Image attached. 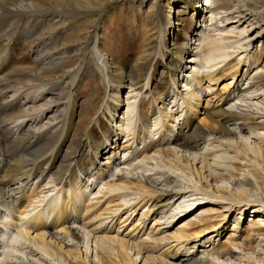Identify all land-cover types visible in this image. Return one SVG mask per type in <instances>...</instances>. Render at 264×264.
Wrapping results in <instances>:
<instances>
[{
	"label": "bare ground",
	"instance_id": "obj_1",
	"mask_svg": "<svg viewBox=\"0 0 264 264\" xmlns=\"http://www.w3.org/2000/svg\"><path fill=\"white\" fill-rule=\"evenodd\" d=\"M107 1L114 0H50V2L46 0H0V225L12 227L17 233L19 232L21 240L24 239V244H30L31 249L34 248L33 251L38 250V253H44L57 261L58 264H136V262H130L127 252H132V256H135L136 259L140 257L141 261L144 260L143 264H147L146 257L148 255L144 258L146 252L144 246L129 245L126 240L119 239L117 235L114 236L115 238L107 236L98 238V241L94 242L97 262L94 263L90 260L87 247L89 248L90 242L95 237L90 238L92 232L88 230V226L85 227V224L79 225L78 229L73 224L70 226V223L74 218H80L82 214L80 205L84 204L85 192L88 191V188L91 189L93 184L89 195L93 194L94 188L105 187V192H101L104 197L117 192L116 198L121 202L123 199L120 198H123L122 194L124 193H127L128 196H138L141 200L137 205L142 203L140 209L146 208V213H142L145 217L149 213L162 214L160 212L164 208H168L164 213L175 212L172 219L177 221L195 207L205 205L200 208L203 210H197L204 215L197 216L194 220L186 223L187 218L179 221H184V224L182 223L183 228L171 233V238L174 241L196 240L204 233L218 232V224L214 222V216H211L212 211L215 210L210 207L214 203L216 204L217 200L230 202L227 212L235 210L244 214L247 210V212L252 211L251 224L244 228L243 234L245 233L250 239L264 238V204L257 201L254 184L248 177L236 178L233 175L234 185L240 191L234 194L232 200L221 199L200 189L194 190V192L187 191L188 186L182 183L177 190L169 189L170 178H166V173L162 171L155 170L154 172V168L148 162L152 157H161L163 151L153 150L154 147L148 146L149 143L145 145L146 151L141 153L135 151L134 155L152 152L151 155L156 156H152L150 159L144 157L143 161L145 162L140 161V164L138 161L134 166L125 169L121 168L123 163H120L121 156L128 158L127 154L132 146H138L141 141L145 143L146 136H155L154 131L157 132L156 128L162 120L159 117H154V122L151 123V117L165 111L166 115L169 114L172 124L169 126V130L168 127L167 130L166 128L164 130L167 131L168 137L166 143L174 144L178 148L177 153L165 152L163 155L165 159L171 161L176 156L174 158L178 163L189 166L188 163L191 164L196 160L197 155L195 154L199 146L205 147L207 142L215 140L220 143L226 142L229 145L239 139L242 144L244 143L239 159L252 164L251 166L246 164L244 168L251 178L258 181L259 175L255 170L260 168L259 170L264 174V141L259 139L261 143L258 146L255 144L252 148H247L245 145L250 147L246 143H249L251 136L264 133V102L262 104L258 102L261 97H264V65L251 69L254 62L250 63L244 60L248 64L247 68L238 82L236 81L232 86L233 89L229 88L230 90L228 89L229 91L226 92V85L222 86L220 90H214L211 86L219 81V77L216 78V76L219 74L217 71L220 67L213 68L231 57L232 52L229 50L241 49L242 47L235 46H238V42L242 40L232 41L234 39L232 35H235L232 29H224L225 38L212 39L206 45L204 44L206 40L203 38L206 29L215 24L225 27L238 25L239 28L246 25L244 29L251 31L249 37H246L250 38V42L243 47L247 49L254 42H260L264 37V0H204V5L208 10L205 16L201 18L197 15L195 18V11L190 17V20H196V24L204 28L199 33L200 37L197 40L195 38L198 34L188 33L184 19H180V15L182 16L181 13H183L181 9H176L174 14L172 7H168L171 6L170 2L167 1L168 14L173 13L174 18L178 21L176 25L180 23L182 35L184 34L186 39L183 43L174 44L178 57L185 60V54H193V51L202 44L201 51L194 52L192 60L185 62L183 66L185 71H179L178 74H181L182 80L180 81L176 74L171 76L170 83L173 88L167 89L169 93L165 92V89L162 91V87H158L156 81L150 78L151 61L155 56H158V51L154 50L153 53L148 51L151 40L148 36L143 40L144 45L136 53L134 60L128 62L119 59L121 57L119 48L115 49L112 40L107 36L100 35L97 31L92 35L88 29L75 27L78 20L85 17L88 12L103 7ZM159 1L162 0L140 1L147 6L145 13L149 18L154 13L152 9H154L155 2ZM193 1L195 5L198 4V0ZM207 14H209L208 19L205 18ZM207 22L210 25H207ZM239 35L241 36V34ZM196 41H198V46L194 48L192 46ZM16 43L15 49L18 54H16L15 60L20 64L15 65V63L12 64V59L6 55ZM26 49L32 55V62H23L26 57L24 54ZM187 69H192V71L189 76L185 77L183 73ZM252 71H259V73L256 72L257 74L254 73L252 78L247 79L248 75L246 76V74ZM67 75L70 78H62ZM234 76L233 74L232 80ZM55 77H59V79L56 81L53 79ZM189 77L198 86V90L196 94L191 95L187 92L186 96L182 97V90H179L178 93L174 88L179 83L177 89H180L183 79L187 83ZM142 79L146 80L143 86ZM243 81H247L248 85L241 89L239 84ZM149 83L151 89H149ZM186 85L184 84L183 87ZM145 87V93L150 96L152 101L149 102L148 107L144 102L140 105L139 118L144 131L133 132L129 135V132L122 130L123 125L116 126L115 124L121 129L117 134V129L112 124L118 119V107L122 108L123 104H119L122 102L123 91L130 90L125 98L127 106L125 114L129 115L132 104L130 100L133 99L129 93L135 94L136 92L138 94ZM74 88L76 91L73 92ZM206 92L211 95L212 99H216L217 103L210 107L209 103L212 101L207 99L206 106L201 112L202 118L195 123L193 119L201 105V97ZM171 93L176 96L181 95L178 100V102L181 100L180 106L185 105L188 108L181 123L178 122L181 117L176 118L174 115H170V111L179 104L178 102L174 104L175 98L174 101L169 102L173 97ZM192 96L196 103L194 106L190 102ZM168 98V103H166ZM233 101L237 102L239 106L232 105L233 108L229 110L222 108V104L225 105ZM157 102L160 104L159 107ZM59 104L60 108L62 106L60 110ZM169 104L174 106L170 107ZM239 108H247L249 112L246 113ZM253 112H260V117L256 118ZM102 117L106 121L105 124L101 120ZM229 124L238 127L236 130L230 131ZM96 128L99 129L101 135L95 133ZM173 132H176L175 136H170L169 133ZM125 133H129L128 136ZM120 135L122 139L125 136L126 139L130 138L123 141L121 145L119 143L115 151L111 150V154L108 152L107 155H111L110 159H113L111 164L109 158L106 163H103L104 159L100 158V154L106 150L107 144L112 138H117L114 141L116 144ZM116 160L119 162H114ZM235 169L241 170L239 165ZM192 170L198 175L195 167ZM106 177L109 181L102 184V187L99 186ZM94 178L100 182L91 183L90 180ZM224 179L228 178L223 175L221 178L219 177V181H224ZM212 180L215 183L218 182L215 177ZM44 181L45 183L42 185L41 183ZM84 181L88 184L87 186L82 185ZM159 181L161 182L158 183ZM39 183L41 187L38 189ZM161 183H163V188ZM83 187L84 191L81 190ZM77 189L81 191L76 192ZM45 190L47 193L61 190L65 193L61 200L53 199L54 195L52 196L53 200L46 202L40 197L42 193H45L43 192ZM98 194L100 191L93 195ZM216 194H224L223 188H217ZM39 197L43 199L42 201L39 199V203L46 202L45 206L43 204L44 207L40 210H37L38 206H34L32 211L36 212L27 217L26 213ZM87 199L90 200L89 197ZM127 202L129 203V201ZM91 205L93 207L95 204ZM10 210L18 212V220L14 213H10ZM104 211L106 210L101 212ZM87 212L86 208L83 221L97 218L89 219V216H86ZM74 213L76 216L72 217ZM9 215L12 220H8ZM22 221L25 225L24 229L18 227L17 224ZM233 223L237 224L236 227L240 224L237 218H234ZM94 228H98V225ZM136 230L135 228L133 231ZM64 238L73 240L74 246L66 245ZM8 239L13 242L14 238L9 236ZM228 239H231V235ZM207 243H209L208 238L203 244ZM82 244L85 245L84 252L81 251ZM9 245H11L10 242ZM260 247L261 241L258 243H255L254 240L249 241L243 247H239L236 242L229 241L226 245L218 246L215 252L201 251L181 262L176 259L174 261H178L175 264H213L214 259H220L225 263L227 261V264H240L241 262L234 261V257L238 256L234 249L241 248L255 253ZM110 250H116L114 260L109 254ZM4 252L0 251V264L37 263L28 260L27 257V262H23L24 259L21 258L23 255L14 254L10 257L6 256ZM167 254L169 253H162L156 259L159 263L163 264L164 262L165 264L164 257ZM262 264H264V260Z\"/></svg>",
	"mask_w": 264,
	"mask_h": 264
},
{
	"label": "rangeland",
	"instance_id": "obj_2",
	"mask_svg": "<svg viewBox=\"0 0 264 264\" xmlns=\"http://www.w3.org/2000/svg\"><path fill=\"white\" fill-rule=\"evenodd\" d=\"M46 1L50 2V0H46ZM140 1L141 0L107 1L103 7L98 8V10L97 9L92 10L93 13H92V11L88 12L85 15V17L78 20L75 23V27L80 28V29H88V32L92 35L97 31L98 34L103 35V36L105 35V37L107 36L108 38H110L112 40V45L115 47V49L119 48L120 55H121V57L119 59L121 61H128V62L134 60V58L136 57V53L139 52L142 49V46L144 45L143 40L147 39L146 37L148 36L149 39H151L149 46H148V51L150 53H153L154 50H156V52L158 51L157 52L158 56H155V58H153V60L151 61L150 71H149L150 78L153 81H156L158 87H162V91H164V89H165V92L169 93L168 90L173 88L171 83H170L171 76L176 74L178 76V79L180 81L182 80L181 74H178V73H180L181 70L185 71L183 69L185 62L192 60V55L194 54V52L201 51L202 44L199 46V48H197L195 51H193V54L192 53L185 54V56H184L185 60H182L181 58L178 57V53H177L176 48L174 47V44L183 43L186 41V39L184 37V34L182 35L180 23H178V25H176L177 24L176 22H178V21H176V18H174L173 13H171V15L168 14L169 9L167 8L168 5L166 6L167 1L170 2L169 4L171 6H168V7H172L174 14L177 11L176 9H179V8L181 9V11L183 13H181L182 16L180 15V17H181L180 19H182V20L184 19V22L186 25L185 28H187L188 33L193 32L194 34L195 33L198 34L197 38H195V40H197L200 37L199 33L202 32L204 28H202V26H199V24H196V20H194V21L190 20V17L192 16L193 12H195V11H196L195 12V18L197 17V12H200V10H199L200 4L199 3H203L204 0H198L197 5L194 4L195 2L193 0H162L159 2H155V4L156 3L157 4L156 5L154 4V6H153L154 9H152L154 13L152 16H150V18L145 13L147 6L145 5V3L142 4ZM156 6H158V7H156ZM203 7H205V6H203ZM198 16H201V18H202L205 16V14L204 15L200 14ZM97 17H98V19H97ZM205 18L208 19L209 14ZM94 20H96V21H94ZM206 24L210 25L208 22ZM220 26H223V27H220ZM244 28H246V25H243L242 27L239 28L238 25H230L228 27H225L224 25L215 24L214 26L206 29V32L204 35L205 37L203 38L206 40V41H204L205 45L207 44L208 41H210L212 39L213 40L214 39L220 40L222 38H225L226 32L224 29H227V30L232 29L233 30L235 35H232V37L234 38L232 41L242 40V41L238 42L239 43L238 46H235V47H242L241 49L229 50L232 52L231 57L229 59H227L226 62L221 63L218 66L213 68V69H215V68L217 69L220 67L217 71V73H219V74L216 76V78L219 77L218 78L219 81H217L215 83V85L211 86L214 90H220L222 88V86H226V85H227L226 86L227 87L226 92H228L230 89L232 90L233 89L232 86H234L236 81L238 82V80L242 76V73L247 68L248 64L246 62H244V60H247L250 63L254 62V66H252L251 69L255 68L257 66H263L264 65V37L261 38L260 42H254V44H252V46L245 49V47H243V46L246 44H249L248 42H250L249 41L250 38H246V37H249V35L251 34V31H249L248 29H244ZM242 30H243V33H242ZM239 34H241V36ZM243 38H245V39H243ZM197 43H198V41H196V43L192 47H194V48L197 47L198 46ZM16 45H17V43L14 45V47H11L13 49H10L8 51V54L6 55L10 59H12V64L15 63V65L20 64V62H17L15 60L17 58L16 54H18L16 52L17 50L15 49ZM28 49H26L28 52L25 50L26 53H24L26 57L24 58L23 62H25V63L32 62V55ZM27 57H29V58L27 59ZM198 60H199V58L197 59V61ZM57 71H58V69H57ZM191 71H192V69H187V71L184 72L183 75L185 74L184 75L185 77L189 76ZM161 72H163V73H161ZM256 72L259 73V71H252L251 73L248 72L246 74V76L248 75L247 79H249L250 77L252 78L255 74H257ZM233 74L235 76H234V79L232 80ZM59 77L61 78V75ZM59 77H55L53 79H55L57 81L59 79ZM62 78H70V76L67 75V76H64ZM143 80L144 79H142V86L145 85V83H146V80H144V81ZM183 80L184 81L180 85L181 86L180 89H177V87L179 88V83L175 86V88H174L175 91L179 93V90L180 91L182 90V94H181L182 97H185L187 92H188V94H191V95L193 93L196 94V92L198 90V86L193 82L192 78L189 77V79L187 80V83L185 82V79H183ZM188 81H190V82H188ZM246 82L247 81L241 82L239 84V87H241V89L242 88L244 89L245 86L248 85V84H246ZM204 83H205V81H204ZM184 84H187L186 87H183ZM242 84H243V86H242ZM210 85H211V83H210ZM151 88L152 87L150 84L149 89H151ZM74 91H76V88L73 89V92ZM129 91L130 90H128V89L123 91L122 98H121L122 102H120V104H119V105H121V104H123V105L121 106L122 107L121 109H120V107H118L119 108V110L117 112L118 119L116 117L117 120L114 121V125L115 124H116V126H122L123 125L122 130H124L125 132H129L130 134L129 133L128 134L131 135V133H133V132L135 133V132H140V131L143 132L144 131V128L142 127V125L140 123V118H139V110L141 109L140 105H142V103L144 102L145 106L147 104V107H148L150 105L149 102H151L152 100L150 99V96L147 93H145L146 87L143 88V90L138 94H136V92H135V94L129 93V96L133 97L134 100L133 99L130 100L131 101L130 103H132V104H131L130 114L129 115L127 114L128 115V117H127V115L125 114V112L127 111L125 98H126L127 93ZM82 93H85V92H82ZM208 94L209 93L206 92V94L202 95V97H201V100H202L200 103L201 105H200V107H198V109H197L198 113L196 114V117L193 119L195 123H197L202 118L201 112H203L204 107L206 106L207 99H210L212 101L209 103L210 107L214 104L216 105V103H217L216 99H212L211 95H208ZM172 95H173V97L169 102L171 103L172 101H174L176 99L175 103H174V104H176V102H178V100L180 99L181 95L176 96V94L174 95L171 93V96ZM79 96H80V94H79ZM191 98H192V100L190 101L191 105L194 106L196 104L195 100L193 99V96ZM168 100H169V98L166 100V103H168ZM234 102L235 101L230 102V103H226L225 105L222 104L221 106H222V108L227 109V110H229L230 108H233L232 105L239 106V104L237 102H235V103ZM258 102L262 104L264 102V97H261L258 100ZM178 103L179 104L177 105V107L170 111V115H174V117H176V118L181 117L178 119L179 120L178 122L181 123V120L185 117L184 113L187 111L188 108L185 105L180 106L181 100ZM157 104L159 107L160 104L158 102H157ZM169 106L171 107L174 105L169 104ZM61 108H62V106H61ZM61 108H60V104H59V110ZM239 110H243L246 113L249 112L247 108H239ZM250 113H251V111H250ZM253 113H254L253 115L256 118L260 117V112H258L259 114L257 112H256L257 114L255 112H253ZM122 115H124L123 119H122ZM154 117L155 118L159 117L162 120L159 122V125L156 128L157 132L154 131L155 136L154 135L153 136H146V138L144 140L145 143L143 141H141L140 143H138L139 144L138 146H136V147H135V145L132 146L131 149L129 150L128 154H127L128 158L124 157L123 158L124 160L122 159L120 161V163H123L121 165L122 169L134 166V164H137L138 161H139L138 163H140V161L145 162V161H143L144 157H147L148 159H150L152 156H156V155H151L152 152H150L148 154L144 153V154H141L138 156L134 155L135 151L136 152L139 151L140 153L142 151H146L147 149H146L145 145L149 143L148 146H152V148L154 147L153 150H156L159 152L163 151V154L161 156L162 158L161 157H159V158H157V157L153 158L152 157L148 162L154 168V172H155V170H158V172L162 171V172L166 173L165 174L166 178H170L171 184L169 186V189H172V190L176 189L177 190V188L179 186H181V183H182L183 185L188 186L187 191L194 192V190L200 189L201 191H205L206 193L212 194L213 196L219 197L221 199H231L232 200V198H234V196H235L234 194L239 193V191H240L238 188H236L237 186L234 185L235 181L232 178V176L234 175L236 178L246 176L249 179H251L252 181L251 180L250 181L253 182V184H254L255 195L257 196V201H259L260 204L262 202L264 204V186H262V184L264 183V174L262 171L259 170L260 168L256 167L257 169L255 171L259 175L258 176L259 179L256 182L255 179L251 178V175L247 172L246 168H244L246 166V164L248 166H251L252 164L249 162H246L245 160L239 159V158H241L240 150L244 146V143L242 144L241 140L237 139L236 141H234V144L231 143L229 145L226 142H222L223 143L222 144V143L218 142L217 140H215V141H210L209 143L207 142V145L205 147H203V145H201V147L199 146L198 149L196 150L197 152L195 154V155H197L196 160L194 162H191V164L188 163L189 166H191V167H189L186 164L183 165L181 163H178L176 158H174L176 156H174L171 159V161L164 158L163 155L165 152L170 151L172 153H177V151H178V148L176 146H174V144H167L166 143L168 137H167V131H164V130H165V128L167 130V127L169 130V126L172 125L171 124V118H169L170 117L169 114L166 115L165 111H164L160 115L152 116L151 117V123L154 122V120H153ZM196 118H198V119H196ZM101 120L104 124L106 123V121L104 122L103 117L101 118ZM237 127L238 126H232L231 124L228 125V129L230 131L236 130ZM107 128H109V127H107ZM116 128L121 130L119 127H116ZM152 129H153V127H152ZM119 130H118L117 134L120 133ZM95 133L97 135H101L100 133H97L96 130H95ZM125 134H127V133H125ZM128 134H127V136H128ZM175 134H176V132L175 133L174 132L169 133L170 136H173V135L175 136ZM118 138H120L118 140V144L120 143V145H121V143L123 141H126L130 137L126 139V136H125L122 139L121 135H120V137H118ZM152 139H153V141H151ZM259 139H261V141H264V133L251 136L249 143H246V144H249L250 147H248L246 145H245V147L252 148L253 146H255V144H256V146H258L261 143V141L259 142ZM151 143H152V145H151ZM112 145H114V146L109 150V148ZM114 147H116V144H114L113 141L108 142L106 151H104L102 153V155H100V158L104 159V161H102L103 163L107 162V158L110 159L111 155H107V154H108V152H110V154H111V152L114 151V150H112ZM202 147H203V149H201ZM121 158H122V156H121ZM126 160H128V161L125 163ZM112 162H113V159H110V164ZM114 162L118 163L119 161L116 160ZM174 164H176V165H174ZM237 165L240 166V169H241L240 171L235 169V167H237ZM194 167L198 171V175H196V172H194V170H192V168H194ZM190 168H191V170H190ZM174 174H176V175H174ZM118 175H120V174H118ZM222 175L228 179H224V181H222V180L219 181V177L221 178ZM213 177L217 178L218 182H216V183L213 182V180H212ZM95 178H96V176H95ZM95 178L93 180H90L91 183H93L95 181H96V183L100 182L99 180H97ZM152 180H154V178H152ZM90 181H89V183H90ZM107 181H109L108 178L104 179V181L99 186L102 187V184L107 183ZM160 182L161 181H159L158 183H160ZM44 183H45V181L41 184L43 185ZM41 184L39 183L38 189L41 187ZM82 185L87 186L88 184L84 181V182H82ZM161 187L163 188V183H161ZM158 188H160V186H158ZM217 188H223L224 194H216ZM92 189H93V184L91 186V189L88 188V191L85 192L86 193L85 199L83 201L84 206L82 204L80 205L81 206L80 209L82 211L80 218L76 217V219L74 218L73 220H71L70 226L73 224V226H75V228L77 226V228L79 229V227H78L79 225L85 224V227L88 226V230H90L92 232V234L90 235V238H92V236H93V237H95V239L92 242H90L89 248L87 247V249H88L87 253H88L90 260H92L94 263L97 262V255H96V252L94 250V248H95L94 242L98 241V238H100V237L107 236L108 238H113L115 235H117L118 238L123 240V241L126 240V242L129 243V245H137L138 244L140 246H144V249L146 250V252L144 254V258L147 255H148L147 257L149 258L148 259L146 257V261L148 260L147 264H161V263H159V261L156 258L158 257V255H161L162 253H166V252H168L169 254H167L168 256L166 255V257H164V259L166 261L165 264H168V263L175 264L178 262V261L177 262L174 261L175 259L179 260L181 262L183 260H186L189 256L195 255L197 252H201V251L215 252L218 246L226 245L229 243V241L236 242L239 247L240 246L243 247L247 242L253 241V240L255 241V243H258V241L259 242L261 241V247L257 249V251L258 250L259 251L258 252L256 251L254 253V252L242 250L241 248L240 249L239 248L234 249V252H236V254L238 255V256L234 257V261L235 262L239 261V262H241L240 264H262L263 263L264 251H262V250L264 249V238L258 237V238L250 239L249 237H247L245 235V233L243 234L244 228L246 226H248V224H251L250 221L252 220V218H251L252 217L251 216L252 211L247 212L248 211L247 210L244 214L238 213L235 210L227 212L228 204L230 203L228 200H217V201H215V202H217L216 204L214 203V205L210 206L212 209L215 210V211H212L211 216L212 217L214 216L213 220L215 223L218 224V228H219L218 232L213 233L210 231L208 233H204V234L200 235L196 240L190 239V241H188V239H183L181 241H174L171 238V233L183 228L182 226L184 224L183 223L184 221L183 222H179V221H182V220L187 218L185 221V223H186L188 221L194 220V218L197 216L204 215V213L200 212L203 209L200 210V208L202 206H205V205H202V206L200 205V207H195L189 213L184 215L183 218H180L177 221H174L172 219V215H174L173 213H175V212H172V213L167 212L168 214L164 213L168 210V208H164V210L162 212H160L162 214L153 215L152 213H149L145 217V216H143L144 214H142V213H146V208L140 209V207H142V205H143L142 203H139L137 205V203L141 200V198H139L138 196H128L127 193H124V194H122L123 198H120L121 200L123 199V201L121 202L120 200H117V198H116L117 197L116 194H118L117 192L111 193V194L104 197L103 193H101V192H105V187H102L101 189L99 187H97V189L94 188V191L92 193L94 194L97 191H100V194H98L96 196L93 194L89 195V191ZM81 190L84 191V187ZM81 190H78L76 192H80ZM43 192H45V193H42L40 195V197L43 198L44 200L40 199V197H39L36 201L38 203L35 202L29 208L28 212L26 213L27 217L28 216L30 217L31 215L34 214L33 212H36V211H32L34 206H38L39 208L37 210H40L42 207L45 206L46 202H49L53 199H60L61 200L63 198L64 193H65L63 190L53 191L52 192L53 194L51 192H48L49 193L48 194L46 190ZM61 192H63V193H61ZM121 193H123V192H121ZM47 194L49 195L48 198H47ZM52 196H54L53 199H52ZM88 197L90 198V200L87 199ZM39 199H40V201L43 200L46 202L45 203L42 202V204H40ZM124 199H126V200L124 201ZM127 201H129V203ZM145 201H146V199H145ZM170 201H171V199H170ZM123 202L126 204L128 203V204L126 205ZM168 203H170V202H168ZM43 204H44V206H43ZM91 204H95V205H93V207H92ZM205 204H208V203H205ZM254 206H256V205H254ZM84 207H85V210H84ZM206 207H207V205H206ZM86 208L88 211L86 216H89V219H92L94 217H97V218L93 219L91 221H89V220L83 221L84 215L86 212ZM103 210H106V211L101 212ZM197 210H200V211H197ZM83 211H84V213H83ZM72 215H73L72 217H75L76 213H74ZM160 218H161V220H160ZM234 218H237L239 220L240 224L237 227H236L237 224L233 223ZM9 219L12 220V217L9 216L8 220ZM24 219H25V217H24ZM74 223H75V225H74ZM17 224H18V227L20 226V227H22V229L25 228L23 221L21 223H17ZM97 225H98V228H94ZM5 228L7 231L14 233L13 234V236H14L13 242L10 241L11 245L6 243V239L10 236V233H5V235H4V242L3 243H5V245H4L5 249L3 250V246H1L0 251L1 252L5 251L4 253L6 256L8 255L11 257L14 254L20 255V256L23 255V257H21L22 260L24 259L23 262H27L26 261V257H27L28 260H32L33 262H37L35 264H58L57 261H55L54 259H51L50 257L45 255L44 253H40V252L38 253L37 252L38 250H36V252L33 251L34 248L31 249L32 246H30V244H24V239L21 240L19 232L17 233L16 231L15 232L12 231L13 228L11 229V227H5ZM135 228L137 230L133 231ZM236 228H238L237 229L238 231L236 230ZM230 235H231V239H228V237ZM59 238L63 239L62 237H59ZM204 238L205 239L208 238L209 243L204 245L203 244V242H205ZM64 243L68 246H71V245L74 246V244H75V242L73 240L67 239V238H64ZM193 243H196V244L194 245ZM83 244L81 245V251L82 252H84V250H85V247H84L85 245H83ZM90 245H91V247H90ZM183 245H184V247H183ZM127 253L129 254L130 262L132 261V262H136V264H143L144 260L141 261L140 257H137V259H136L135 256H132V252H127ZM109 254L111 255V259L114 260L115 259L114 255H116V250H113V251L110 250ZM212 262H213V264H227V261L225 263L220 259L219 260L214 259ZM163 264H164V262H163Z\"/></svg>",
	"mask_w": 264,
	"mask_h": 264
}]
</instances>
